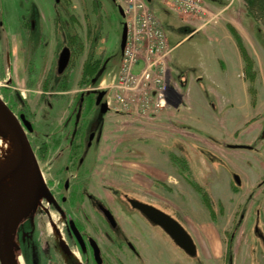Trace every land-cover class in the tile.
<instances>
[{
	"label": "rangeland",
	"instance_id": "374dc122",
	"mask_svg": "<svg viewBox=\"0 0 264 264\" xmlns=\"http://www.w3.org/2000/svg\"><path fill=\"white\" fill-rule=\"evenodd\" d=\"M204 1L209 4L211 13L202 17L206 20L219 14L214 22L221 21L225 14L218 7L230 0ZM148 2L172 47L169 63L171 75L177 79H188L183 89L191 88V108L187 109L182 119L174 106L156 107L153 101L150 102L153 106L146 107L139 95V102H130L127 107L113 101L110 106L112 112L99 114L101 127L103 124L105 128L102 143L107 150L104 149L100 155L101 160L90 187L113 207L121 220L124 218L123 221H126L125 216L121 214L110 190L118 189L120 193L142 198L151 197L157 204L167 201L182 213L199 245L198 254L193 258L177 247L159 228L150 234L130 229L132 234L143 237L146 244L141 259L131 262L128 257L127 264H169L166 263L169 254L176 255L179 264H264V78L258 83L250 80L248 92L232 67L226 72L232 83L231 90L214 84L213 77H224L219 76L215 68L219 61L215 57L213 35L216 32H213L212 27L217 23L203 26L204 19H189L187 15H179L161 0ZM241 3L244 4L242 0H234L236 7ZM125 4L126 0H70L71 12L77 20H81V28L86 26L87 36L77 26L85 42L84 53L76 60V69L71 73L73 87L65 95L67 101L55 103L54 111L47 108V102L52 101L54 95L49 92L42 96L41 83L36 87H31L29 83L23 86L17 76L20 63L14 57L13 71L5 70L0 53V94L17 114L22 104H16L14 94L24 93L26 109L36 129L40 130L39 135L34 132L29 137L32 143H40L44 140L42 136L46 141L50 140L48 134L54 133L66 117L67 102L79 93L77 84L81 66L85 57L91 54V48L96 50L95 56H99L102 51L105 52L103 54H113L112 67L118 62L122 52V22L129 23L133 17L131 14H126L125 18L122 16L118 6L121 5L125 11ZM52 10V0H0V51L17 37L20 21L32 18L35 23L32 37L35 41L38 43L43 34L47 36L41 64L50 67L55 48V40L50 34L49 16L51 12L53 14ZM245 14V23L250 20L257 23L254 33L258 40V52L263 57L264 40L261 32L264 28L248 10ZM95 16L103 25L100 26L97 44L95 42L92 45L98 24L95 23ZM193 28L199 30L191 33ZM220 36L223 37V34ZM177 41L179 43L173 47ZM225 42L223 46L229 54L230 48ZM12 46L15 55V42ZM123 57L118 66L100 82L103 89L109 91L113 79L121 75ZM141 67L140 63L134 71L139 72ZM10 75L17 79V84L14 87L3 86V80ZM45 77L47 73L43 79ZM24 78L27 82V77ZM109 92L113 100L117 88ZM130 98H133V93ZM97 127L94 124L92 128ZM44 132L48 134L44 135ZM36 136L39 141L35 139ZM143 136H150V144L144 143ZM115 146L119 147L117 153L110 149ZM128 147H134L137 151L129 152ZM55 157L56 154L50 152L40 165L47 179L57 181L59 176L53 170ZM175 157L181 160L178 164L181 171L175 166ZM185 161L188 167H181ZM236 175L240 178L238 186ZM196 183L203 190H209L216 206L214 211L208 209L202 193L195 188ZM120 202L127 212H131L123 200ZM176 217L186 227L181 217ZM93 219L105 227L101 218L95 216ZM94 233L110 257L111 245L105 232H101L98 226Z\"/></svg>",
	"mask_w": 264,
	"mask_h": 264
},
{
	"label": "flooded vegetation",
	"instance_id": "af4514ba",
	"mask_svg": "<svg viewBox=\"0 0 264 264\" xmlns=\"http://www.w3.org/2000/svg\"><path fill=\"white\" fill-rule=\"evenodd\" d=\"M52 1L53 14L51 12L49 21L51 25L50 34L55 40V48H53L52 52L51 66L43 67L41 64L46 51L45 46L47 41L45 40L47 36L43 34L38 43L35 41L36 39L32 37L35 29V23L32 18H24L20 21L17 37L10 40L11 44L9 43L8 46L5 44L0 53L2 54L5 70L9 69L13 71L12 64L14 57L16 62L20 63L17 69V76L23 86L29 83L31 87H36L41 83L42 96L49 92L54 95L52 101L44 100L48 101L47 108L54 111L55 103L67 101L65 95L70 93L73 87L71 73L76 69V60L84 53L85 42L79 34L77 26H80V32L84 30L85 36H87V28L86 26L81 28V20H77L71 12L70 0ZM86 16L85 12L84 21H86ZM95 17V23L98 24L95 28L92 45L95 42L97 44L99 39L98 34L101 31L100 26L103 25L99 22L97 16ZM123 17L125 18L126 16ZM125 23V21L122 22V33ZM14 42L16 44L15 55L13 54L12 46ZM67 50L69 51V61L60 70L61 55ZM94 51L96 50L91 48V54L85 57L81 66V76L77 84L79 86V93L73 100H68V113L66 117L57 126L54 133H43L44 135L48 134L47 138L50 140L46 141V138L42 136L44 140L34 144L29 139L44 184L41 185L43 193L40 201L26 211L25 216L19 221L17 239L21 264H115V262L127 264L128 257H130L131 262H135L141 259L142 249L146 241L140 235L136 236L132 234L130 229H138V231L141 230V232L150 234L156 228H159L177 247L194 258L198 254L199 245L186 220L182 217V213L176 211L173 205L167 201H163V204H157L151 197L131 196L128 193H120L118 189H115V191L110 190L121 214L125 216L126 221H123L124 218L121 220L113 207L101 195L93 192L90 187V184L94 180L93 174L98 162L101 160L100 155L104 153V149L107 150V147H103L102 143L105 128H103V124L101 127L99 116L101 113L107 114L112 112L111 104L108 100V90L103 89L100 86V82L118 66L123 56L121 49V57L118 62L116 61L115 66L112 67L113 54H103L105 52L102 51L103 53L100 52L99 56H95ZM88 62H90V67L93 70V73L88 77L89 81L84 76ZM45 73H47V77L43 79ZM22 75L23 78L21 77ZM24 77H27V82ZM3 82V86L14 87L17 84V79L10 75ZM95 84L98 85L94 86ZM50 89L54 91H50ZM169 89V94L173 99L169 100L166 106L172 105L175 107L176 104L179 105L182 102L183 96L178 95L172 87ZM101 91H105V94L101 101L98 102ZM42 96L41 99H43ZM24 97L23 92H16L14 94L16 104H22L21 109L16 115L21 120V115L23 114L32 124L31 131L23 125L29 138L31 135L33 136L34 132L39 135L40 130L36 129L37 127L33 124L31 114L26 109L27 103ZM103 102H106L108 107L106 112H102ZM94 124L98 126L96 129L92 128ZM149 137L143 136L144 143L147 142L145 144H150ZM35 139L39 141L38 136ZM118 148V146H115L110 149L111 152L117 153L119 151ZM127 151L135 153L137 150L134 147H128ZM50 152L56 154L53 170L54 174L59 176L57 181L53 178L47 179L40 165ZM142 154L146 155L145 152H142ZM175 160V166L181 171L180 167H178L181 160L176 157ZM180 166L188 167V163L185 161ZM110 188L114 189L112 186ZM121 200L131 208V212H127L123 208ZM132 200H138L155 206L183 226L176 217V215H179L186 224V227H183L190 234L196 245L197 253L195 255L189 254L176 243L165 228L135 207ZM105 209L114 218V223L106 215ZM95 216L104 221L106 228L101 223L94 221L93 218ZM98 226L101 228V232H105L111 245L110 257H108L98 237L95 236L94 232L98 230ZM167 260L168 262L166 261V263L179 264L176 255L169 254Z\"/></svg>",
	"mask_w": 264,
	"mask_h": 264
},
{
	"label": "built area",
	"instance_id": "2783aa9c",
	"mask_svg": "<svg viewBox=\"0 0 264 264\" xmlns=\"http://www.w3.org/2000/svg\"><path fill=\"white\" fill-rule=\"evenodd\" d=\"M161 1L177 14L187 15L189 19L203 20L202 16L211 13L209 4L204 0ZM125 13L133 17L127 23L128 36L123 52L121 75L113 79L109 89L110 91L117 88V92L112 100L108 91L109 103L112 104L114 101L120 106L127 107L130 102H139L137 98L139 95L146 107L153 106L150 103L153 101L156 107H165L168 101L173 99L169 94L171 86L166 79L172 48L165 31L146 0H126ZM218 15L204 19L202 25L215 24ZM140 63L142 64L140 71L135 72V67ZM132 93L133 98H130Z\"/></svg>",
	"mask_w": 264,
	"mask_h": 264
},
{
	"label": "water",
	"instance_id": "95a60500",
	"mask_svg": "<svg viewBox=\"0 0 264 264\" xmlns=\"http://www.w3.org/2000/svg\"><path fill=\"white\" fill-rule=\"evenodd\" d=\"M119 10L122 16H125L121 5H119ZM127 36L128 27L125 23L121 39L122 51L125 48ZM68 52V50L64 51L61 55L60 70H62L69 61ZM104 94L105 91L99 93L98 102L101 101ZM107 109L106 102H103L102 112H106ZM0 119L5 125L7 131L13 136L22 152V179L20 180V186L17 193H15V196L10 200L9 209L0 219V264H14L11 239L12 222L17 219L20 221L25 216V212L34 207L40 201L43 193L41 185L44 184V181L34 150L24 128L25 126L31 131L32 124L23 114L21 115L20 120L12 108L3 99L1 94ZM235 181L237 184H240L239 176H235ZM37 193H39V195H37ZM132 203L154 222L165 228L176 243L183 247L189 254L195 255L197 253V248L192 237L180 223L153 205L138 200H132ZM105 213L111 222L114 223V218L110 212L105 209Z\"/></svg>",
	"mask_w": 264,
	"mask_h": 264
},
{
	"label": "crops",
	"instance_id": "0c3cea01",
	"mask_svg": "<svg viewBox=\"0 0 264 264\" xmlns=\"http://www.w3.org/2000/svg\"><path fill=\"white\" fill-rule=\"evenodd\" d=\"M243 1V0H242ZM244 3V2H243ZM242 5V6H241ZM238 7L234 6V0H230L228 3L222 5L221 7H218V9L222 10V14L224 13V17L221 21L216 22L217 24L213 26V32H216L213 35L214 38V44L213 46L216 47L215 57L219 61V63L216 62L215 68L216 72H218L219 76L224 77H213V83L221 86L223 89L231 90V80L227 76L226 72L229 68H232L237 71L239 78H241L242 83H244L245 88L249 92V84L250 80H247L244 74V59L240 52L239 46L232 35V32L230 31L229 26H233L241 35L244 45L249 52L250 56L254 59V70L256 73L254 82L258 83L259 81L262 82L264 78V60L261 54L258 52V40L256 38V35L254 33L255 28L257 27V23L254 22V20H250L248 23H245L243 20L245 13H247V8L244 4L241 3ZM199 30L198 28L191 31V33ZM262 31V30H261ZM262 33V38L264 40V31ZM223 34V37L220 35ZM224 38L227 40L225 42ZM224 40V41H223ZM169 41V40H168ZM223 42H225L229 48L230 52L229 54L226 53L223 46ZM179 41L173 43V47L178 44ZM170 44V43H169ZM172 48V47H171ZM170 63V61H169ZM172 70L170 68L169 64V70L167 73V80L170 84V86L175 89L176 93L178 95H182L183 99L182 102H180L179 105H175L174 109L182 119L184 118V115L188 111V108H191L190 102L192 99V96L190 94L191 88L189 90H184L183 86L188 84V79L184 78H174L172 75ZM186 74V73H184ZM243 85V84H242Z\"/></svg>",
	"mask_w": 264,
	"mask_h": 264
},
{
	"label": "bare ground",
	"instance_id": "6f19581e",
	"mask_svg": "<svg viewBox=\"0 0 264 264\" xmlns=\"http://www.w3.org/2000/svg\"><path fill=\"white\" fill-rule=\"evenodd\" d=\"M21 165L22 152L0 119V219L9 209L10 200L19 189L20 180L22 179ZM18 225L19 219L14 220L11 226L14 264H21L17 239Z\"/></svg>",
	"mask_w": 264,
	"mask_h": 264
},
{
	"label": "trees",
	"instance_id": "16d2710c",
	"mask_svg": "<svg viewBox=\"0 0 264 264\" xmlns=\"http://www.w3.org/2000/svg\"><path fill=\"white\" fill-rule=\"evenodd\" d=\"M247 10L252 14V16L254 17V19L256 21H258L262 27L264 28V0H243ZM230 31L232 32V35L234 36L240 52L243 56L244 59V74L246 79L253 81L255 79L256 73L254 70V61L252 59V57L250 56L249 52L247 51L243 39L241 37V35L239 34V32L233 27V26H229ZM93 70L90 67V62H88L87 64V68L85 71V78L89 77V74H92ZM196 190H198L200 193H202V196L205 200V204L207 205L208 209H210L211 211H214V207H216L214 205V202H212V199L210 197L209 194V190L206 188L205 190H203V188L198 185L197 183L194 184ZM238 186V184H237Z\"/></svg>",
	"mask_w": 264,
	"mask_h": 264
}]
</instances>
